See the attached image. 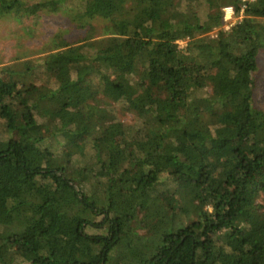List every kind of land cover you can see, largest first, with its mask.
<instances>
[{
	"label": "trees",
	"instance_id": "trees-1",
	"mask_svg": "<svg viewBox=\"0 0 264 264\" xmlns=\"http://www.w3.org/2000/svg\"><path fill=\"white\" fill-rule=\"evenodd\" d=\"M243 4L0 0L78 31L0 67V264H264V0Z\"/></svg>",
	"mask_w": 264,
	"mask_h": 264
},
{
	"label": "rangeland",
	"instance_id": "rangeland-1",
	"mask_svg": "<svg viewBox=\"0 0 264 264\" xmlns=\"http://www.w3.org/2000/svg\"><path fill=\"white\" fill-rule=\"evenodd\" d=\"M70 25V20L64 13L42 14L39 18L24 21H18L11 16L3 18L0 20V67L18 64L27 59L43 58L50 53L46 44L54 34L60 31L68 37L78 34ZM27 27L31 31L27 32ZM224 29L227 30L225 27ZM179 43L182 46L186 44L185 41ZM260 64L256 95L258 103L264 105V51L260 52ZM131 116L129 114L127 118L130 119ZM162 197L167 205L172 202L167 188L162 192Z\"/></svg>",
	"mask_w": 264,
	"mask_h": 264
},
{
	"label": "built area",
	"instance_id": "built-area-1",
	"mask_svg": "<svg viewBox=\"0 0 264 264\" xmlns=\"http://www.w3.org/2000/svg\"><path fill=\"white\" fill-rule=\"evenodd\" d=\"M250 0H243V8L247 5V3ZM224 11V27L226 29H229L231 27V25L236 21V17H235V9L233 6H226L223 8ZM243 12V9H242ZM234 20V22L232 21Z\"/></svg>",
	"mask_w": 264,
	"mask_h": 264
}]
</instances>
